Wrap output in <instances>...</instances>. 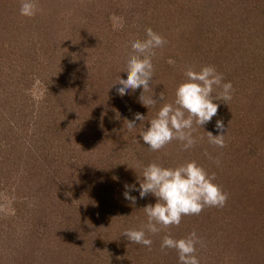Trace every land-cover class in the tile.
Wrapping results in <instances>:
<instances>
[{
  "label": "rangeland",
  "instance_id": "obj_1",
  "mask_svg": "<svg viewBox=\"0 0 264 264\" xmlns=\"http://www.w3.org/2000/svg\"><path fill=\"white\" fill-rule=\"evenodd\" d=\"M19 7L0 0V264H179L162 238L192 231L200 264H264V0H37L32 17ZM147 27L166 41L153 50L154 99L173 102L189 66L233 85L188 150H150L139 135L149 122L134 114L151 119L160 104L111 86ZM218 119L223 148L207 138ZM186 161L215 174L225 206L146 231L150 250L131 243L122 232L147 223L156 198L130 190L133 204L125 185L138 189L148 163Z\"/></svg>",
  "mask_w": 264,
  "mask_h": 264
},
{
  "label": "clouds",
  "instance_id": "obj_2",
  "mask_svg": "<svg viewBox=\"0 0 264 264\" xmlns=\"http://www.w3.org/2000/svg\"><path fill=\"white\" fill-rule=\"evenodd\" d=\"M37 10V0H20L19 12L22 16L32 17ZM165 43L161 35L147 27L143 40L132 41V52L120 69V72L126 73V79L119 76L111 86L120 85L116 88L120 96L126 95L128 90L141 88L139 100L148 109L160 104L151 119H146L140 113L134 114L135 120L149 122V126L142 128L139 135L150 150L159 151L173 140L181 142L182 148L188 150L197 143L193 137L196 130L194 124L203 128V125L211 122L219 107L214 101L227 104L232 99L234 89L232 83L225 82L223 75L214 66H201L199 70L189 66L184 72V79L176 86L173 102L161 103L164 100L162 92L159 93V99H154L153 88L150 86L154 74L153 50ZM168 62L174 64L171 59ZM126 121L128 130L136 127L133 120ZM215 127L219 134L213 135L207 131L208 142L223 148L227 129L219 119ZM140 178L138 189L135 185H125V199L135 204L136 197L130 195V190H136L140 198L151 194L156 202L143 207L147 223L139 229H125L122 234L131 243L143 245L149 250L152 240L146 235V231L156 234L171 225L178 226L183 216L199 215L205 207L222 208L228 200V194L214 182L215 174L209 175L196 161H186L174 167L151 162L142 166ZM199 242L195 231L181 238L164 235L161 250H176L179 264H200L196 255V245Z\"/></svg>",
  "mask_w": 264,
  "mask_h": 264
}]
</instances>
